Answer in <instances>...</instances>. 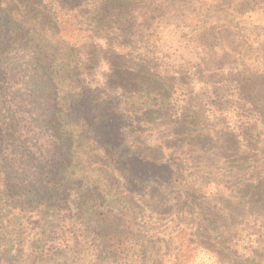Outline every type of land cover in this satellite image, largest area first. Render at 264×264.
<instances>
[{
	"label": "trees",
	"instance_id": "1",
	"mask_svg": "<svg viewBox=\"0 0 264 264\" xmlns=\"http://www.w3.org/2000/svg\"><path fill=\"white\" fill-rule=\"evenodd\" d=\"M133 3L0 0V142L8 150L0 151V264H120L133 248L146 264L148 247L135 229L137 210L110 203L104 190L110 187L108 176L91 166V154L104 148L92 128L103 126V138H110L116 132L113 121H122L124 115L113 110L105 116L106 104L93 92L86 97V90L80 91L83 81H78L80 71L91 66H106L109 86L120 81L118 70L104 62L132 54L113 44L110 36L123 39L129 34L122 25L132 15L121 6ZM61 17L81 18L80 44L62 36ZM239 89L234 94L238 111L230 118L228 112L210 119L187 110L185 121L170 129L171 140L179 144L173 155L181 157L176 171L186 180V195L196 186L192 193L207 197V188L219 186L216 176L225 161L236 160L235 166L248 175L245 188L256 190L264 201V73H250ZM145 181L148 192L160 185L151 172ZM182 205L207 230L227 210L219 205L194 212L192 203ZM224 217L231 220V213ZM250 254L257 259V253ZM224 257L229 263L243 259L231 251Z\"/></svg>",
	"mask_w": 264,
	"mask_h": 264
},
{
	"label": "rangeland",
	"instance_id": "2",
	"mask_svg": "<svg viewBox=\"0 0 264 264\" xmlns=\"http://www.w3.org/2000/svg\"><path fill=\"white\" fill-rule=\"evenodd\" d=\"M140 1L121 6L123 13L128 10L132 15L122 25L129 34L123 39L110 36L113 44L123 46L122 51H132L125 60L107 58L104 62L118 70L120 81L108 85L106 66L88 67L78 77L86 97L93 92L106 104L102 107L105 116L113 110L124 115L122 121H113L116 132L111 131L110 138H103L107 137L103 126L92 128L93 137L101 139L104 148L91 154V166L108 176L110 187L104 190L110 203L137 210L135 229L148 247L146 264H264V201L256 190L245 188V168L227 160L226 169L216 176L219 186L204 191L207 197L192 193L196 186L186 195V180L176 171V160L181 157L173 155L178 150L174 145L179 144L168 134L180 120L185 121L187 110L210 119L224 117L226 112L230 118L238 111L234 94L245 77L264 73V0ZM80 21L61 17L62 36L80 44ZM151 122L159 129L152 128ZM1 131L0 127V141ZM107 144L111 147L105 150ZM184 146L194 150L188 143ZM0 151L8 152L6 148ZM236 167L239 171H234ZM149 172L160 185L148 192L145 177ZM210 194L217 196L208 199ZM182 202L192 203L194 212L219 205L227 210L207 230L200 226L202 220L191 219ZM229 212L231 220H226L224 213ZM229 251L239 254L242 261H225ZM254 252L262 261L249 258ZM120 264H142L137 249Z\"/></svg>",
	"mask_w": 264,
	"mask_h": 264
}]
</instances>
